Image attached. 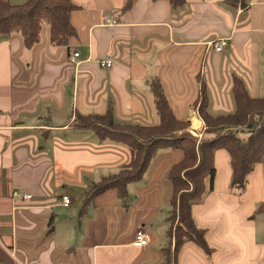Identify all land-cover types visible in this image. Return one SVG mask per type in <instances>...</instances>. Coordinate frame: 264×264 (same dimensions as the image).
<instances>
[{"label": "crops", "instance_id": "0c3cea01", "mask_svg": "<svg viewBox=\"0 0 264 264\" xmlns=\"http://www.w3.org/2000/svg\"><path fill=\"white\" fill-rule=\"evenodd\" d=\"M71 1L79 9L70 15L77 37L68 47L52 46L46 27L31 49L19 35H0V264H166L167 175L183 153L158 150L143 178L127 185L124 201L107 191L81 216L83 192L130 154L122 143L74 127L75 119L110 111L118 124L157 125L152 79L197 135L204 130L195 106L202 87L213 116L235 110L233 77L251 97H262L264 0H250L246 9L225 0H184L177 8L168 0H132L128 9L127 0ZM105 14L116 25H103ZM220 39L228 40L222 52L207 46ZM103 60L111 67H101ZM228 161L225 151L215 153L213 187L192 209L213 250L209 259L187 243L173 264H264V245L257 244L264 226L250 218L264 202V180L261 195H226L218 171ZM74 192L83 197L78 213ZM140 229L150 239L142 248L134 246Z\"/></svg>", "mask_w": 264, "mask_h": 264}, {"label": "trees", "instance_id": "16d2710c", "mask_svg": "<svg viewBox=\"0 0 264 264\" xmlns=\"http://www.w3.org/2000/svg\"><path fill=\"white\" fill-rule=\"evenodd\" d=\"M131 1L127 0L125 9L131 6ZM168 1L175 8L184 2ZM249 1L224 2L233 9H246ZM78 9L71 0H27L22 4L0 0V35H19L23 47L31 49L40 43L46 25L49 43L55 47H68L70 41L77 37L70 15ZM151 92L159 119L157 125L118 124L110 111L103 116H78L75 119L74 127L91 129L100 140L122 143L130 154L129 162L116 173L88 186L83 192L79 214L82 216L95 198L110 190L124 201L127 185L143 178L158 150H180L182 160L172 165L167 175L172 192L163 254L166 264H173L181 248L192 243L210 256L213 250L207 244L206 231L196 226L192 209L202 203L203 196L213 187L217 174L214 162L217 151H225L228 155L230 189L244 190L258 165L264 180V76L260 98L251 97L242 80L232 78L235 110L231 114H209L208 98L202 87L195 102L204 123L201 139L192 136L189 126L175 116L158 79L151 80ZM260 214H264V202L257 205L250 218Z\"/></svg>", "mask_w": 264, "mask_h": 264}, {"label": "rangeland", "instance_id": "374dc122", "mask_svg": "<svg viewBox=\"0 0 264 264\" xmlns=\"http://www.w3.org/2000/svg\"><path fill=\"white\" fill-rule=\"evenodd\" d=\"M44 27H46L48 29V27L46 25H44ZM223 164L224 163H221V165L219 166L220 169L218 171L219 172L218 174H220L219 177L223 181V183L227 182V185H226L227 186V191L225 192L226 195H230L232 197L234 196V197L240 198L241 196L245 195V193H247V191L249 189L252 190L253 195L255 193H257V192L261 195V192H262V190H261V183L262 182L261 181L263 180V177H262V172H260V169H261L260 165H258L255 168L253 174L250 175L253 178H250V176H249L246 188L244 190L240 191V190H232V189L229 188V184H228V180H229V164H228V162L226 163V165H223ZM71 198L75 200V203L73 205V210L77 211V213H78V210H79V208L81 206L83 197H82L80 192H78V193L74 192V193H71ZM227 203H228V201H227ZM256 207H257V205L254 207V210H255ZM166 208H168V210L170 211V207L167 206ZM167 215H168V213H167ZM254 218L256 220H258L257 223L259 225V228L262 225L264 226V214L256 215V216H254ZM251 219H253V218H251ZM261 243L264 245V240L263 241L262 240L258 241L257 242L258 246L261 245ZM203 255L205 256V258L207 260L209 259V256H207V254L204 253Z\"/></svg>", "mask_w": 264, "mask_h": 264}, {"label": "built area", "instance_id": "2783aa9c", "mask_svg": "<svg viewBox=\"0 0 264 264\" xmlns=\"http://www.w3.org/2000/svg\"><path fill=\"white\" fill-rule=\"evenodd\" d=\"M102 24L103 25H107V26H114L116 25V21L114 20V18L111 15L105 14L102 16ZM228 45V40L226 39H220L218 41H216L215 43H208V47L212 48L215 52L220 53L224 50V48ZM78 57V53H73L72 56L70 57V61L72 63L75 62V59ZM100 65L101 67H105V68H110L111 67V61L109 60H103L100 61ZM189 133L196 137L197 139H201V135H197L194 134L192 132L189 131ZM21 199H30V195H22ZM62 202H63V206L68 207L71 204V200L68 197H63L62 198ZM150 239L147 236V234L142 230H138L135 236V241H134V246L135 247H145L149 244Z\"/></svg>", "mask_w": 264, "mask_h": 264}, {"label": "bare ground", "instance_id": "6f19581e", "mask_svg": "<svg viewBox=\"0 0 264 264\" xmlns=\"http://www.w3.org/2000/svg\"><path fill=\"white\" fill-rule=\"evenodd\" d=\"M200 124H199V122L198 121H194V127L196 128V127H198Z\"/></svg>", "mask_w": 264, "mask_h": 264}]
</instances>
